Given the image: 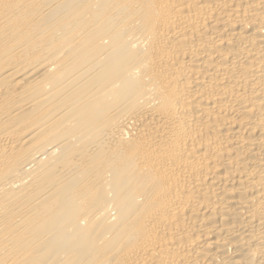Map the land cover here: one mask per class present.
<instances>
[{
  "label": "bare ground",
  "instance_id": "1",
  "mask_svg": "<svg viewBox=\"0 0 264 264\" xmlns=\"http://www.w3.org/2000/svg\"><path fill=\"white\" fill-rule=\"evenodd\" d=\"M0 264H264V0H0Z\"/></svg>",
  "mask_w": 264,
  "mask_h": 264
}]
</instances>
